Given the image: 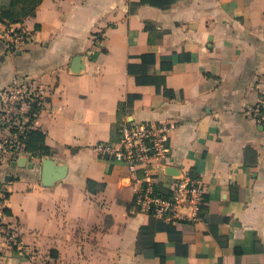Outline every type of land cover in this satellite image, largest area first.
<instances>
[{"label":"crops","instance_id":"1","mask_svg":"<svg viewBox=\"0 0 264 264\" xmlns=\"http://www.w3.org/2000/svg\"><path fill=\"white\" fill-rule=\"evenodd\" d=\"M21 27L22 52L0 45V90L44 84L34 130L53 153L0 165L26 250L1 264H264V124L247 114L264 88V0H41ZM129 96L130 119L172 126L158 190L203 181L195 218L135 212L142 171L99 155Z\"/></svg>","mask_w":264,"mask_h":264},{"label":"built area","instance_id":"2","mask_svg":"<svg viewBox=\"0 0 264 264\" xmlns=\"http://www.w3.org/2000/svg\"><path fill=\"white\" fill-rule=\"evenodd\" d=\"M95 40H99L98 34ZM29 42L30 36L21 25L5 26L0 32V45L7 53L22 52ZM47 97L44 84L29 77L19 78L0 90V165L11 166L22 156H29L27 136L35 128ZM247 114L264 124V88ZM171 129L169 122H136L126 116L119 123L118 140L101 143L97 150L101 158L123 163L131 173L142 171V187L134 199L135 212L170 221L195 218L206 197L201 178H169L162 182L170 190L168 194L156 188L160 176L156 162L162 164L170 157ZM7 200L0 192V264L5 249L20 254L26 251L17 228L6 221ZM187 211L190 215L184 213Z\"/></svg>","mask_w":264,"mask_h":264},{"label":"trees","instance_id":"3","mask_svg":"<svg viewBox=\"0 0 264 264\" xmlns=\"http://www.w3.org/2000/svg\"><path fill=\"white\" fill-rule=\"evenodd\" d=\"M40 2L41 0H11L8 8H0V22L3 23L6 27H9L11 25H22L24 23L25 17L35 13V9ZM131 105L132 96H129L126 102L120 104L118 115L119 118L115 125L116 137L111 141V143L118 140L119 123L125 116L131 115ZM44 141L45 135L42 132L33 129L28 133L26 149L31 157H41L42 155L49 156L53 153V151H51L47 146H45ZM0 192L3 193L7 199L9 198V192L2 189L1 187ZM205 201L206 197L204 202ZM5 212L7 213V208L5 209Z\"/></svg>","mask_w":264,"mask_h":264},{"label":"water","instance_id":"4","mask_svg":"<svg viewBox=\"0 0 264 264\" xmlns=\"http://www.w3.org/2000/svg\"><path fill=\"white\" fill-rule=\"evenodd\" d=\"M75 62H77V60H75ZM25 163V158L21 157L17 162H13L11 164L12 167H16L18 165H22ZM170 174V173H169ZM170 176H172V174H170Z\"/></svg>","mask_w":264,"mask_h":264}]
</instances>
